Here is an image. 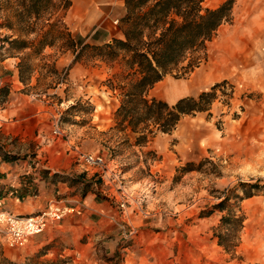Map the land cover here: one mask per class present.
<instances>
[{
    "label": "rangeland",
    "instance_id": "1",
    "mask_svg": "<svg viewBox=\"0 0 264 264\" xmlns=\"http://www.w3.org/2000/svg\"><path fill=\"white\" fill-rule=\"evenodd\" d=\"M74 1L63 17L66 26V17H80V8ZM122 1L95 7L118 17L119 30V20L126 13ZM221 1L204 0L201 5L214 8ZM263 4L264 0H236L231 21L223 23L206 43V56L199 50L189 52L154 85L151 94L172 104L178 93L197 96L215 83L221 84L207 110L183 115L170 133L167 146L174 151L177 162L175 169L166 171L158 165L159 155L150 148L149 140L137 142L140 134L136 133L135 140L130 141L126 122L117 116L123 91L119 80L128 71L121 56L105 57V50L88 44L76 48L79 53L74 59L76 52L66 46L63 35L52 46L18 51L25 81L13 92L22 95L24 110L34 105L41 111L40 146L64 143L73 133L70 144L76 146V163L81 165V171L74 172L79 180L87 179L89 185L98 180L104 183L100 168L78 161L80 152L101 154L109 169L106 191L109 182L114 183L112 192L119 209L126 212L132 203L136 208L131 209L134 217L120 221L122 236L117 242L85 236L77 240L67 233L51 247L42 246L28 253L26 246H7L0 235V264H131L126 261L127 251L118 246L130 243L144 228L160 232L167 255L165 264H264V53L249 52L244 45L232 54L243 60H230L232 65L218 80H204L201 75L207 65L222 68L221 61L229 56L234 38L226 41V37L245 27ZM90 8L83 1V12ZM21 9L15 0H0V44L3 41L4 46L8 45L9 54L16 50L10 48L5 37L16 35L28 42L36 41L47 22L52 21L48 15L38 20L19 17ZM245 42L238 38L234 45ZM75 62H81L83 68L72 78L70 69ZM190 63L196 66L186 68ZM176 88L180 90L167 93ZM55 129L60 132L55 134ZM27 154L35 155L31 150ZM88 172L94 175L87 178ZM111 173L121 179L120 184ZM224 198V209L216 207ZM227 214L241 217V226L223 224L221 217ZM222 234H227L222 239L226 246L219 244ZM114 243L118 245L113 247ZM131 252L137 256L135 248ZM148 261L144 259L140 264H149Z\"/></svg>",
    "mask_w": 264,
    "mask_h": 264
},
{
    "label": "crops",
    "instance_id": "2",
    "mask_svg": "<svg viewBox=\"0 0 264 264\" xmlns=\"http://www.w3.org/2000/svg\"><path fill=\"white\" fill-rule=\"evenodd\" d=\"M83 1L91 6L86 12H83ZM114 2L122 3L123 1H74L80 8V17L74 19L66 17L65 20H67L69 30L73 31L77 47L81 48L84 44L101 45L111 41L112 38L123 37L121 30L116 26L118 17H112L103 8L99 11L95 8L98 6L108 7ZM256 11L255 15L247 21L245 27L226 37V41L228 38H234L233 44L229 48V56L221 61L223 62L221 63L223 66L220 68L222 71L215 64L212 67L207 65L201 73L204 80H218L220 74L227 72L228 67L232 65V63L229 65L230 60L233 59V63L236 60V62L242 61V58L232 55L237 53L239 47L241 50L244 45H247L249 52L264 53V4L262 9ZM13 38H16V35L9 39ZM238 38H244L246 42L242 45H234L235 39ZM1 44L0 90L7 89V94L0 95V209L16 215H29L43 210L51 200H59L64 205L73 206L79 210V213L67 214L57 222L48 225L45 230L32 235L25 245L28 247V253L37 251L42 246L51 247L53 243H57V239L64 237L67 233L77 240H81L85 236L101 240L110 238L117 242L122 236L120 221L130 220L135 216V213L131 211L135 207L132 199H130L132 206L128 207L126 212H122L118 207L117 196L112 192L115 188L114 183L109 182L108 192L105 189L107 173L102 176L103 184L98 180L97 183L85 187V183L89 180L84 178L83 181L79 180L74 173L81 171V165L76 163V149H73L76 146L70 144L73 140V133L67 136V141L64 143L47 142L40 146L41 111L38 108L34 109V105L30 110H24L22 95L13 92L18 90V85L21 84L17 67L19 52L15 51V53L9 54L7 53L8 45L4 46L3 41ZM82 68L81 62H75L70 69L71 77L76 78L78 74H81ZM153 87L148 90L147 95L168 102L166 99L152 95ZM177 90L180 89H171L167 93L172 94L178 92ZM184 96L188 95L178 93L171 102L174 103ZM125 132L130 141L135 140L136 134L130 128L127 127ZM170 133H157L147 142L150 143V148L158 153V165L165 171L170 168L175 169L177 162L174 151L168 148ZM30 150L31 155L35 154L34 156L25 155ZM85 170L87 171V169ZM91 175L94 173H86L87 178ZM135 211L137 210L135 209ZM156 211H159V208ZM133 238L130 243L123 246V242H121V245L118 246V249L127 251L126 261L130 260L131 264H140L144 259L149 260V264H165L167 262L165 245L162 244L159 231L140 229ZM80 245L83 248V244ZM111 245L115 247L118 243ZM133 248L137 253L135 257H133L134 252H131Z\"/></svg>",
    "mask_w": 264,
    "mask_h": 264
},
{
    "label": "trees",
    "instance_id": "3",
    "mask_svg": "<svg viewBox=\"0 0 264 264\" xmlns=\"http://www.w3.org/2000/svg\"><path fill=\"white\" fill-rule=\"evenodd\" d=\"M21 6L19 17H34L38 20L48 15L45 31L36 41L28 42L16 37H5L10 48L20 51L24 48L39 50L54 45L64 36L66 46L76 52L77 43L74 34L63 21L64 14L71 6V0H15ZM204 0H124L126 13L119 20L123 37L112 38L110 42L94 47L105 50V57L112 59L121 56L128 71L121 75L122 97L117 108L120 121L132 132L139 133L136 141H148L157 133H170L183 115L207 110L215 98V83L210 90L202 91L197 96H184L170 104L156 97H149L148 90L160 81L174 67L178 66L191 51H203L206 43L214 36L218 27L230 22L232 8L236 0H222L214 8H203ZM49 21V19H46ZM7 26L12 29L10 25ZM41 30V29H40ZM84 44L82 47H87ZM81 47V48H82ZM34 51V50H33ZM79 51L75 53L74 59ZM206 56V54H205ZM202 59V58H201ZM200 58H196V63ZM195 67L189 64L188 67ZM18 75L20 82L25 81L23 62L19 60ZM6 89L0 90L5 96ZM73 108V105L68 109ZM147 132V133H144ZM89 182L85 187H89ZM255 188L257 184H253ZM250 195H246L248 197ZM226 198L215 206L224 209ZM223 224L241 226L242 218L224 215ZM227 234L219 235V244Z\"/></svg>",
    "mask_w": 264,
    "mask_h": 264
},
{
    "label": "built area",
    "instance_id": "4",
    "mask_svg": "<svg viewBox=\"0 0 264 264\" xmlns=\"http://www.w3.org/2000/svg\"><path fill=\"white\" fill-rule=\"evenodd\" d=\"M59 132L58 129L54 130L55 134ZM78 158L82 165L100 168L104 175L109 172L106 160L101 154L80 152ZM111 175L113 179H119L115 173H111ZM120 180H117L119 184ZM120 205L124 206V204ZM74 212L79 213V210L73 206H66L59 200H51L43 210L30 215H16L0 209V235L7 246L13 249L22 248L33 234L45 230L48 225Z\"/></svg>",
    "mask_w": 264,
    "mask_h": 264
}]
</instances>
